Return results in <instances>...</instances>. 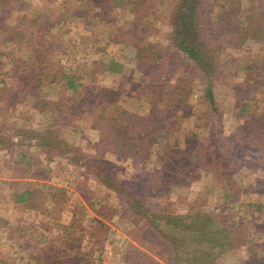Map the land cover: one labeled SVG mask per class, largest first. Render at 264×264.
Listing matches in <instances>:
<instances>
[{
    "label": "trees",
    "instance_id": "obj_1",
    "mask_svg": "<svg viewBox=\"0 0 264 264\" xmlns=\"http://www.w3.org/2000/svg\"><path fill=\"white\" fill-rule=\"evenodd\" d=\"M66 1L70 0L57 2L62 8L58 16L59 23L57 20L50 23L41 19V16L29 18L23 14L18 15L14 22L10 21L9 14L12 9L18 10L26 6L22 0H0V149L9 144L11 133L14 136H29L26 138L33 140L30 144L39 150L35 155L22 152L3 159L0 164V206L5 204L19 206L28 219L25 223L15 220L0 223V241H4L0 243V264H70L68 258L65 259V251L59 248L63 242L69 243V246L80 245L81 248L77 251L80 257L79 264H94L96 261L104 264L105 252L102 244L107 240V233L110 235L113 232V221L120 214L108 206L110 201H119L122 206L127 204L128 212L142 218L148 228L162 234L164 250L168 252L167 259L162 263L151 257L143 264H213L214 261L222 258L223 253L227 252L230 246L250 244L253 238L245 233L247 224L245 221L249 220V217L240 215V210L243 206L248 213L256 214L257 211L251 208L260 211L262 207L259 203H236L232 196V186L224 188L226 192L219 196L221 200L219 211L235 216V222L223 224L203 209L201 200L192 197L183 198L187 200L184 213L148 212L141 203L142 196L120 183L115 178L116 172L112 173L111 169L104 168L99 161L90 162V165L101 168L103 172V179L96 177L101 179L95 183L96 190L99 192L102 189L108 190L113 197L96 195L93 201L87 204L88 207L80 205L72 214L68 212V208H73L70 199H75L78 193L82 194L88 189L85 177L83 180L80 178L77 180V174L70 177L66 187L40 180H47L45 176L50 175L54 170L48 164L53 161V157L56 158L55 153L61 154V147L64 146L63 143L55 142L59 133L56 129L57 124L59 130L64 127L69 134L81 132L79 122H73V119L79 117L87 106L102 104L98 116L92 120L89 128L97 138L95 146L109 153L130 158L136 156L138 149L136 138L139 135L148 139L149 144H153L157 139L155 127L167 136L173 134L177 124L171 121L172 114L174 110L183 114L191 95L188 87L191 79L204 80L202 98L210 111L217 114L211 91L213 77L218 70L230 72L238 66H242L244 71L252 74L257 72L262 78L252 80L250 85L241 84L240 87H250L253 90L249 99L243 98L241 91H235L238 104L233 110V115L228 116V120L233 121L238 127L232 134L240 138L241 144L255 146L260 143L264 132V65L254 63L248 56L253 48L256 52L264 51V0H171L169 5L161 3L162 5H158L153 10L149 4L152 0L150 2L148 0H130L131 2L77 0V3H86L87 13L91 10L97 11L92 15L93 20L96 19L95 21L100 24L108 22L110 34L104 37L106 39L104 48L110 43H115L111 32L118 24L112 23L113 15H110L109 9L115 8L114 5L117 4L120 5L119 10H128L130 20L128 23L122 22L120 27H125L133 36L129 46L131 48H128L131 51L130 56L127 59L123 58L121 62L119 54L114 56L106 53L108 62L104 65V71L136 72L134 68L127 67L133 64L140 68L146 67L155 73L157 78L154 81L158 84L157 87L148 89L151 93L143 95L144 102L151 108L139 114L128 112L121 107L119 97H116L118 93L114 90H105L96 83L93 84V72L89 71L77 56L72 55L77 53L76 51L72 54H61L63 59H67L66 63L71 66L75 64L74 69L60 65L61 59L56 57L54 45L49 43L52 37L45 34L54 29L55 33H59L72 45L75 43L76 47H79L82 39L79 37L76 41L77 35L71 41L68 39L72 30L66 26V19L76 20V18L69 15L71 9ZM198 3L201 7H197ZM150 11L161 12L169 17V26L163 40L158 37L159 31L148 20ZM237 14L242 19L237 17ZM55 40L53 39L52 42ZM229 52L236 54V65L231 69L233 60ZM242 54L246 55V58L241 56ZM176 58L184 62L179 69V76L172 72L169 63ZM134 75L142 76L140 73ZM48 89H55V96L52 98L55 107L50 125L54 129L46 127L47 125L42 122L29 121V117L34 114L38 116L44 114L48 103L45 91ZM206 116L207 113H198L195 116L196 123ZM166 123H168L167 128L161 129L160 126ZM204 134L205 137H209L211 132L207 131ZM190 137L191 140L187 141L193 142L190 146L192 153H188L190 148L180 149L184 140L180 146L174 143L170 145L169 151L162 153L152 151L159 164L164 161L170 162L171 158L172 169L168 172L170 178L165 175L168 181L178 182L181 178H185L198 183L201 174L211 178L231 179L233 174L229 171L232 168L228 167V164L218 165L211 151L205 153L206 150L214 149L213 142H198L196 134ZM176 142L180 144V140ZM205 146L211 148L205 149ZM74 150L78 151L73 149L74 153H76ZM78 156L80 155L75 157ZM75 157H69V160L78 163ZM140 158L141 156L134 160L137 162ZM174 162H177V165ZM144 163L141 170H145ZM200 165L207 166L204 168V173L199 170ZM63 167L70 171L67 166ZM61 169L59 171L63 170ZM139 175L143 179L157 182L155 179L157 177L148 174V171H142ZM2 177H5V181ZM9 181L17 182L9 183ZM23 181H26V184L22 183ZM166 184L164 186H170V183ZM166 190L169 193L170 188ZM150 191L152 193L153 189ZM127 197L129 200L125 201L124 198ZM63 211L66 214L65 218L59 217ZM261 218L254 219L256 222H251L252 227H257V222ZM161 220H163L162 225ZM77 223L89 225L91 233L85 234L76 226ZM163 226L174 229L173 235L162 233ZM258 230L260 231L259 228ZM177 231H181V235ZM49 236L55 238L54 243L47 239ZM24 238L33 243L32 249L24 247ZM175 238L180 240L182 245L176 244ZM196 240L202 241L197 250L187 253L186 243H194ZM257 242L259 244L252 246L249 260L255 258V251L261 247L264 236L258 235ZM54 244L59 245L58 248ZM3 245L5 252H2ZM158 248H160L159 244ZM115 263L118 264L119 261Z\"/></svg>",
    "mask_w": 264,
    "mask_h": 264
},
{
    "label": "rangeland",
    "instance_id": "obj_2",
    "mask_svg": "<svg viewBox=\"0 0 264 264\" xmlns=\"http://www.w3.org/2000/svg\"><path fill=\"white\" fill-rule=\"evenodd\" d=\"M22 1L26 8H19L18 10L12 9L9 14L10 21L14 22L18 15L23 14L29 18L41 16V19L49 21L50 23L55 22V20L59 23L60 18H58V16L62 12V8L57 2L61 0ZM148 1L150 2V0ZM65 3L70 6L69 8L71 10L69 15L76 18V20L66 19V26L72 30V33L68 35V39L69 41L75 39V35H77L76 41H78L79 37L82 39L79 43V47H76L75 43L72 45V43L68 42L63 36H60L59 33H55L54 29H51L50 32L45 34L48 37H52L51 42L49 41V43L54 45L56 57L61 59L60 65H65L68 68L74 69L75 64L71 66L69 63H66L65 61L67 59H63L61 54H72L76 51L77 53H73L72 55L77 56L79 61L85 63L87 69L93 72V84L96 83L99 87H103L105 90L111 89L118 93L119 96L117 95L116 97H119L121 107L128 112L139 114L140 112L149 111L151 106H148V104L144 102L143 95L144 93H151L148 89H154V87H157L158 85L156 81H154L157 77L153 71L148 70L146 67L140 68L133 66V64H129L127 67L130 69L134 68L136 72L128 73L123 71V73H110L104 71V65L108 62L106 61L108 59L106 53H110L111 55L114 54V56L119 54L118 57L121 62L123 61V58L127 59V57L130 56L131 51L128 48H131L129 46L133 41V36H131V33L127 31L125 27H120L122 22L125 21L124 23H128L130 20L128 10H119L120 5L117 4L114 5L115 8L109 9L111 11L110 15H113L112 23L118 24L115 26L114 31L111 32L114 35L115 43H110L109 46L104 48V43L106 41L104 37L107 34H110L108 32V29H110L107 24L108 22L100 24L96 22V19V21L93 20L94 17L92 15L97 11L91 10L87 13L85 9L86 3H77V0H70ZM161 3L169 5L171 0H152L149 3L151 5V10L156 9L158 5H162ZM198 4L197 7L200 6V4ZM253 5L256 6L255 3H253ZM238 13L240 14L241 12ZM239 14L236 16L241 18ZM148 20L151 22V25L159 31L158 37L163 40L167 33V27L169 26V17L161 12L154 13L153 11H150ZM53 39L56 40L52 42ZM254 50L256 49L253 48V50L250 51L251 53L248 57L253 59L254 63L264 65V51L256 52ZM229 54L233 60L231 61V69L236 65V54L233 52H229ZM241 56L246 58V55L242 54ZM65 57L68 58L67 56ZM169 63L172 67V72L179 76V69L184 62H182L181 59L176 58L175 60L172 59ZM185 66L183 68H185ZM138 73L142 74V76H133V74ZM261 78L262 76L258 75L257 72L252 74L248 71H244L242 66H238V68L230 72L227 70H218L211 83V91L217 114L210 111L206 101L202 98L204 92V80L197 78L192 80L190 78L192 81L190 80L191 84L188 85V87L191 91V95L187 105L184 107L183 114L176 110H174L172 114L173 118L171 121L177 124L173 129V134L167 136L166 133L159 132V128L155 127L154 130L156 131L155 136H157V139L156 143L153 144H149L148 139L139 135L138 138H136V144L138 146L135 153L136 156L130 158L115 153H109L108 151L98 149L95 146L97 144V138L89 128L92 120L98 116L102 104H99L98 106L96 104L89 105L80 113L79 117L73 119V122H79L81 132L69 134L64 127L59 130L60 128L57 124V133L59 131L61 134L59 135L58 133V136L56 135L55 142L63 143L64 146L61 147V154L55 153V155H57L56 158L53 157V161L48 164L52 169L54 168V170L50 175L45 176L47 180L42 179L40 181H47L50 184L64 187L67 180L76 174L77 180L78 178L83 180V177H85L84 180L88 182V189L82 194L78 193L75 199H70L73 203V208H68V212L72 214L78 210L80 205L88 207L87 204L90 201H93V198L96 195L113 197V194L108 190L102 189L101 192L96 190L97 184L95 183H97L98 180L103 179V172H101V168L90 165V162L99 161L103 164L104 168L111 169L112 173L116 172L115 178L120 183L131 188L133 191H137V193L142 196L141 203L145 206V209H147L148 212H165L170 214L184 213L187 200L183 198L192 197V199L198 198L196 200H201L203 209L210 212L212 217L217 218L219 222L223 224H227L230 221L235 222V216H229V214H224L219 211L221 203L219 196L226 192L224 188L226 189L228 186H232V196L236 203H259L262 207V210H260L262 212L256 208H251L257 211L256 214L248 213V211L244 210L242 205V209L240 210V215L243 217H249V220L245 221L247 223L245 225V233L250 235L249 237L251 239L253 238L252 240L255 241L254 245H257L259 244L257 242L258 235L264 236V215H262L264 214V132L261 142L257 145L248 146L241 144L240 138H237L236 135L232 134L238 126H235L233 121H229L228 116L233 115V110L238 104L234 95L235 91H241L243 98L249 99L252 97V94L250 93L253 90L250 89V87H240L241 84L248 83V85H250L249 83H252V80H259ZM254 91L257 92L258 89H254ZM45 93L48 103L44 110V114L40 116L34 114L31 117H27L30 118L29 121H37V123L42 122L45 126L47 125L46 127H51V115L53 114L55 107L52 98L55 96V89H48ZM198 113H207V116L205 119L198 120L196 123L195 116H197ZM167 126L168 123L161 125L160 127H162L161 129H166ZM52 128L54 129L53 126L51 129ZM207 131L211 132L209 137H205L204 133ZM192 134H196V141L198 142H213L214 149H210V146H205V149H210L206 150L205 153L211 151L212 156L218 165L226 166L228 164V167L232 168L229 171L233 174L231 179L211 178L201 174V179L198 183H196V181L191 182L185 178H181L178 182L174 180L168 181L166 176H169L170 178L168 172L172 169L171 158L170 162L164 161L159 164L160 162L156 161L152 151H161V153L169 151L171 147L170 145L174 143L175 145L180 146L183 140L180 149L189 150L193 142L187 140H191L190 136ZM238 135H240V133H238ZM25 136L29 137L27 135ZM26 137L14 136L10 133V142L6 146L7 148L0 149V164L3 159L11 158L22 152L34 155L39 153V150L36 149L34 145L30 144L33 143V140L31 138L27 139ZM177 140H180V144L176 142ZM73 149H77L78 151L74 150L76 152L74 153ZM189 151L190 152L188 153H192V149ZM77 155L80 156L75 157ZM140 156L141 158L136 162L134 159H137ZM69 157H75L78 163L70 161ZM142 163L145 164L143 165L145 170H141ZM174 163L177 165V162ZM63 166L70 168V171L68 172ZM205 167L207 166L200 165L199 170L204 173ZM60 168L63 170L61 169L62 171H59ZM218 169L222 170L221 168ZM205 170L208 171V169ZM142 171H148V174L155 175L157 177L155 178L157 179V182L154 183L150 179H143L141 175H139ZM96 177L101 179H96ZM2 178L5 181V177ZM12 182L13 181H9V183ZM16 182L17 181L13 183ZM22 183L26 184V181H23ZM166 183H170V186H164ZM168 187L170 188L169 193H167L166 190ZM150 189H153L152 193ZM124 199L125 201L127 199L129 200L128 197ZM95 201H97V199ZM126 205L123 204L122 206L119 201L108 202V206H110L115 212H120V214L116 216L117 218L113 221V232L110 235L107 233V240L102 244L105 252L103 254L105 257L104 264H117L115 261H119L118 264H143L151 257L163 263L167 259L168 252L164 250V242L161 239L162 234L148 228L145 225L146 223L144 224L142 218L128 212ZM246 213H248V216ZM59 215L61 218H65L66 216L64 211ZM257 217H262L261 219H263V221L261 222L260 219L257 222V227L254 228L252 227L251 222L258 219ZM7 220H15L16 222L23 223L28 221L22 212L21 207H14L10 204L0 206V223H4ZM162 221L163 220L160 221L161 225L163 224ZM76 226H78L85 234L91 233V230H89L88 227L89 225L85 226L77 223ZM177 232L180 235L182 233L181 231ZM162 233H170L172 236L174 229L172 230L169 227L163 226ZM47 239L52 241L51 243H54L55 238L53 236H49ZM23 240L25 241V248H33V243L26 241V238ZM246 241L248 242L249 239ZM253 241L250 244L241 243L238 247L235 245L230 246L227 252L225 251V253H223L224 255H222V258L217 259L213 264H259L260 262H264V242L261 243V247L255 251V258L252 260L248 259L251 255L252 246H254L252 245ZM258 241H261V239H258ZM175 242L178 245H182L181 241L177 238H175ZM200 242L202 241L196 240L194 243H186L187 253L190 251H196ZM0 243H4V241H0ZM158 244L160 248H158ZM62 245L59 248L65 251V259L68 258L70 264H79L80 257L79 254H77V251L81 248L80 245L73 244L69 246V243L67 242H63ZM54 246H57L58 248L59 245L54 244ZM202 247L203 244L201 245V248ZM5 251V245H3L2 252ZM94 264L99 263L96 261Z\"/></svg>",
    "mask_w": 264,
    "mask_h": 264
}]
</instances>
